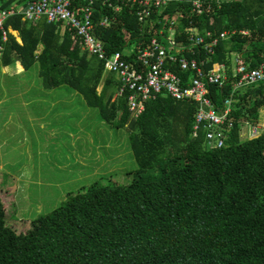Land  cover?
Returning <instances> with one entry per match:
<instances>
[{"label":"trees","instance_id":"trees-1","mask_svg":"<svg viewBox=\"0 0 264 264\" xmlns=\"http://www.w3.org/2000/svg\"><path fill=\"white\" fill-rule=\"evenodd\" d=\"M0 1L6 7L16 0ZM85 2L71 0V7L80 15ZM94 9V21L112 13L100 2ZM173 18L176 38L184 42L190 27L227 33L213 54L184 52L199 60L209 55L207 69L216 62L227 67L224 86L210 85L217 106L233 99L234 125L221 148L207 147L203 132L192 136L193 100L162 93L135 117L127 95H116V76L105 73L100 59L92 60L74 33L62 32V23L12 16L7 26L22 43L12 33L3 41L0 30L3 63L13 55L26 68L38 62L46 88L68 85L108 122L127 128L139 166L128 183H94L23 232L7 223L0 197V264H264V132L241 136L243 122L259 121L264 83L233 91V58L240 55L250 67L264 60V0H221L201 13L192 12L190 0H180L144 21L123 6L110 26L96 32L109 54L129 49L132 60L160 30L169 32Z\"/></svg>","mask_w":264,"mask_h":264},{"label":"built area","instance_id":"built-area-1","mask_svg":"<svg viewBox=\"0 0 264 264\" xmlns=\"http://www.w3.org/2000/svg\"><path fill=\"white\" fill-rule=\"evenodd\" d=\"M178 1L180 0H86L80 15L71 7V0H26L24 3L16 0L6 7H3L0 1V30L3 41H6L10 32L7 22L15 15H21L22 19L27 21L46 18L48 22L62 23L68 31L78 37L84 51L103 62L105 73H113L116 76L120 82L116 95H127L129 109L135 117L143 113L147 101L162 93L174 99L193 100L198 104V108L192 136L197 137L203 132L209 148H221L226 144L234 125L231 116L234 110L233 99L226 98L222 106H217L211 97L210 85L224 86L229 77L227 67L216 62L207 69L209 55L205 60H199L194 56H185L184 52L188 50L195 54L196 48H199L213 54L219 40L226 38V32L213 34L210 30L199 32L190 27L186 29L187 42H184L176 38L173 18L169 32L160 30L159 36H153L147 45L139 48L132 60L128 58L131 55L129 49L109 54L104 41L96 32L98 27L110 26L123 6L134 8L138 20L144 21ZM96 2L107 6L112 13L103 14L98 21H94ZM190 3L192 12L201 13L212 3L220 5L221 0H190ZM235 64L233 76L236 80L233 91L264 83V60L257 66L250 67L239 55L236 56ZM175 67L189 76L178 73ZM260 116L257 123H242V128H247L245 138L257 137L264 132V121Z\"/></svg>","mask_w":264,"mask_h":264},{"label":"rangeland","instance_id":"rangeland-1","mask_svg":"<svg viewBox=\"0 0 264 264\" xmlns=\"http://www.w3.org/2000/svg\"><path fill=\"white\" fill-rule=\"evenodd\" d=\"M91 58L97 62L96 57ZM1 70L0 58V100L1 77L5 76L2 84L7 94L17 90L9 85L10 77L1 74ZM19 77L24 82L36 80L38 86L30 94L45 96L47 100L63 94L83 97L79 92L68 94L66 90H74L68 85L46 88L36 63ZM16 104L4 106H14L13 110L27 114L44 111L43 118L33 126L30 116L24 115L20 119L24 126L21 130L4 128L1 132L0 101V197L5 202L6 221L16 231H26L32 220L51 212L71 194L84 191L94 183L126 184L131 180V173L138 170L129 130L111 127L98 108L87 105L84 98L66 100L55 106L41 101L26 106ZM48 109L49 113L45 111ZM10 133H15L16 138ZM246 133L247 128L243 127L241 136L245 138ZM1 134L12 140L2 150ZM1 157L6 161L3 169ZM10 174L16 182L14 193L5 189Z\"/></svg>","mask_w":264,"mask_h":264},{"label":"crops","instance_id":"crops-1","mask_svg":"<svg viewBox=\"0 0 264 264\" xmlns=\"http://www.w3.org/2000/svg\"><path fill=\"white\" fill-rule=\"evenodd\" d=\"M42 19V18H41ZM38 21V20H37ZM66 29V27L64 28L63 25V30L62 32ZM12 33L16 40L19 43H22L21 38L19 37V33L16 30H13L12 28H10V32ZM83 49V48H82ZM42 50V46L40 45L38 47V50L36 51V54H39L40 51ZM14 59L12 61H9L7 63H3L2 61V57H1V53H0V58H1V74L3 75H7L10 77V86L14 87L15 89H17L15 91V93H11V94H7L6 90L7 88L5 87V84H2V81L4 80V77H1V91H3V93H1V132H3L4 128L6 129H13V131L15 130H21L24 126L23 124L20 122V119H22L24 117V115H29L30 116V125L33 126L34 123L37 120H41L43 118L44 115V111L42 112H37V111H29L28 114L27 112H18L13 110L14 106H4V104H16V103H24V106H26L27 104H33L36 103V101H41L42 103L48 102L52 105L55 106V104L64 102L66 100H71V99H75V98H79V99H83L84 97H80V96H76V95H72V96H66L63 94L62 96H56L53 98H48L51 100H47V98L45 96H36V95H32L30 94L31 90L34 87L38 86V82L35 80L34 83L32 82H24L19 76H21L22 74L25 73V71L29 68H26L23 65V62L19 59L15 58V55H13ZM235 59L233 58V70L235 69ZM36 64H38V62H35ZM39 66V64H38ZM13 79H15V81H13ZM60 87V86H58ZM57 88V87H55ZM54 88V89H55ZM101 88V87H100ZM99 88V90H100ZM53 90V89H52ZM68 92V94H70V92H74V94L77 92L75 90H66ZM29 93V94H28ZM67 95V94H66ZM71 97V99H70ZM17 105V104H16ZM44 110V109H43ZM47 113H49L50 109L45 110ZM46 113V114H47ZM85 115V114H84ZM261 120L264 121V108L261 110ZM111 127H115V129H117V122H114L113 124H111ZM9 134V133H7ZM10 135H13L15 137V133H10ZM4 135L1 134V150L4 146L7 145V143H10V139H6L3 137ZM16 138V137H15ZM20 142L19 139H14ZM15 149V147H13ZM5 159L4 157H1V169L4 168L5 166ZM16 182L14 180V178L12 177V174H10V179L7 180V185L5 187L6 190H8L10 193H14L16 188H15ZM4 190V189H2Z\"/></svg>","mask_w":264,"mask_h":264}]
</instances>
